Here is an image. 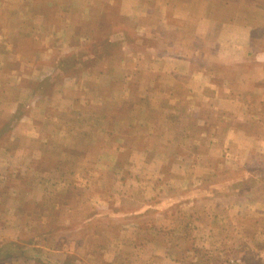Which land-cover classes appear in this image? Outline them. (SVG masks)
Listing matches in <instances>:
<instances>
[{
	"label": "rangeland",
	"instance_id": "1",
	"mask_svg": "<svg viewBox=\"0 0 264 264\" xmlns=\"http://www.w3.org/2000/svg\"><path fill=\"white\" fill-rule=\"evenodd\" d=\"M219 4L0 0V264H264V59L235 112L160 70L168 13Z\"/></svg>",
	"mask_w": 264,
	"mask_h": 264
},
{
	"label": "crops",
	"instance_id": "2",
	"mask_svg": "<svg viewBox=\"0 0 264 264\" xmlns=\"http://www.w3.org/2000/svg\"><path fill=\"white\" fill-rule=\"evenodd\" d=\"M219 1L222 4L228 3V6H226V8L222 4L218 5H221L220 8L216 6L220 9V13H217L216 15L212 12L196 14L193 11L185 13L180 11L168 13L171 15L170 18L178 17L177 19L180 21L175 25V28L165 25L166 27L164 30L166 32L159 31L161 36L165 35L163 36L165 37L164 40L169 43L167 45V53L165 49L163 51L166 54L164 55L165 58L161 66L162 69L160 70L167 73H184V71L187 72L185 68L190 65V62L184 63L183 60H187L188 58L191 60L199 58L200 65L198 67H202L201 72L203 73L205 70L207 74L214 75V77L217 76L218 78H213V80L217 79L221 84L222 91L218 92L216 95L211 92V96L216 98L215 108H219L223 111L232 110L235 112L236 109L227 105L229 104V100L234 101L233 98H241L239 95L240 91L246 90L248 85L260 82L263 76L264 10L259 12L256 11L254 0H217V3ZM209 8V6H206V10L212 11L213 8ZM235 8L238 12L236 16ZM240 8H243L245 12L249 14V20L254 13H257L260 17V21L256 24H252L254 21L253 19V21L248 20L245 21V23L242 21L231 22V20H235L233 18L240 17ZM165 17L169 16L166 15ZM181 20H183V22ZM187 26L189 27L186 28ZM170 36H173V39H166V37ZM210 44L212 45V49L221 48V52L219 53L218 51H215L214 54L212 50L208 48V45ZM171 45H173V50L170 49ZM249 50L253 54V57L249 58L246 63V61L244 62L242 59H247V56H252V54L249 55L246 53ZM191 66L195 67L193 65ZM235 66L236 68L234 69H236V71L233 73H236V75L233 79L230 77L233 69L230 68ZM153 67L155 68L154 64ZM195 74L197 75L198 72L196 71ZM139 76L140 75H137L136 78L138 79ZM200 76L201 73L199 74V77ZM123 80L127 83L134 81V78L129 79V77L125 76ZM200 80L202 81V77L198 79L186 78L185 82H200ZM143 81L148 80L147 78H144ZM241 82H244L247 85ZM109 83L113 84L114 80H110ZM236 83L239 84L238 92L230 91V87L228 86ZM115 87H111V92L109 93L111 95L110 98L116 97L114 92ZM189 87L190 86H188V88ZM242 97H245V94L242 95ZM128 225L129 224H126L124 226Z\"/></svg>",
	"mask_w": 264,
	"mask_h": 264
}]
</instances>
